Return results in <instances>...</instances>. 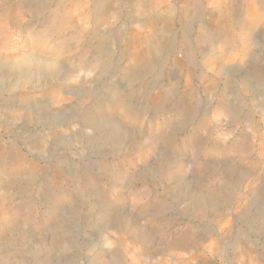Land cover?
Here are the masks:
<instances>
[{"label":"rangeland","instance_id":"1","mask_svg":"<svg viewBox=\"0 0 264 264\" xmlns=\"http://www.w3.org/2000/svg\"><path fill=\"white\" fill-rule=\"evenodd\" d=\"M0 264H264V0H0Z\"/></svg>","mask_w":264,"mask_h":264},{"label":"bare ground","instance_id":"2","mask_svg":"<svg viewBox=\"0 0 264 264\" xmlns=\"http://www.w3.org/2000/svg\"><path fill=\"white\" fill-rule=\"evenodd\" d=\"M258 11V5H257V3L256 2H253L251 5H250V11H249V13L250 14H255L256 12ZM76 16H73V18H75ZM134 44H135V42H134ZM136 45H137V42H136ZM135 45V46H136ZM140 53V50H133L131 53H130V56H135L136 57V55H138ZM140 54H142V55H145V53H140Z\"/></svg>","mask_w":264,"mask_h":264}]
</instances>
